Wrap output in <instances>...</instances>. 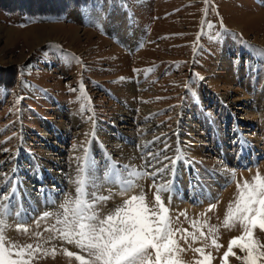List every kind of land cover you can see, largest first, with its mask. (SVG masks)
Listing matches in <instances>:
<instances>
[{"label": "rangeland", "instance_id": "obj_1", "mask_svg": "<svg viewBox=\"0 0 264 264\" xmlns=\"http://www.w3.org/2000/svg\"><path fill=\"white\" fill-rule=\"evenodd\" d=\"M238 96L246 100L237 103ZM192 138L199 142L197 159L186 142ZM254 155L261 156L252 162ZM178 156L188 166H179L181 189L188 175L214 205L228 193L234 200L237 183L264 175V0H83L54 15L0 5V204L8 210L6 242L39 246L30 264H78L64 249L84 255L46 231L62 225L43 216L75 198L86 159L95 185L88 192L111 195L98 205L101 215L141 192L154 209L157 188L171 186L160 195L172 228L180 230V258L195 264L201 257L194 250L207 245L213 264H221L241 226L217 227L214 213L204 219L177 211L179 200L199 208L189 189L186 199L183 190L172 193ZM113 164L135 179L125 195L105 179ZM126 165L132 172L168 168L153 179L129 177ZM201 225L208 239L183 238L184 229L199 236ZM213 225L219 250L211 246ZM255 237L264 242L259 229Z\"/></svg>", "mask_w": 264, "mask_h": 264}, {"label": "snow or ice", "instance_id": "obj_2", "mask_svg": "<svg viewBox=\"0 0 264 264\" xmlns=\"http://www.w3.org/2000/svg\"><path fill=\"white\" fill-rule=\"evenodd\" d=\"M207 2L208 0H205V3ZM63 58L70 60L71 56ZM177 151L179 152V149ZM165 159L168 158L165 157ZM110 166L112 170L106 172L105 179L107 182L119 184L121 195H125L136 187L135 179H125L114 164ZM91 167V162L87 159L83 165L78 166V176L74 180L75 198L66 199L60 206V212L44 213L43 216V218L55 216L56 224L62 225L59 228L53 225L45 229L46 231L57 233L60 240L75 245L80 252L84 253L81 255L79 252L64 249L65 254L68 257H74L78 264H184L180 253L185 249L179 247L177 239L180 230L172 228L168 215L169 209L160 195L161 191L170 192L171 189L167 185L157 188L154 209L149 208L141 192L140 195L134 194L125 199L113 211L101 215L98 205L111 199V195L88 192L89 187H95L92 178L88 175ZM123 167L128 170L129 177L152 175L155 179L158 174L168 168V165L154 169L152 173L139 169L132 172L131 166ZM232 178L235 180L234 172ZM237 192L236 198L228 205L223 226L232 229L239 224L241 234L231 237L221 257V264H230V257L240 259L242 264H264V242L255 237L257 229L264 232V175L257 171L251 182L244 180L242 184L237 183ZM215 207L210 205L208 210L211 211ZM7 214V208L0 204V264H30L34 252L40 251V248L38 245L33 249L31 244L17 246L15 243L6 242V224L2 217H6ZM204 223L206 224L207 221ZM193 227H196V221H193ZM17 230H21L20 226H17ZM23 230L27 231L26 228ZM183 232L187 233L183 237L185 240L188 237H191L193 241L201 238L208 239L202 225L199 236L195 232H188L187 229ZM208 232L213 233L211 246L217 250L223 247L215 236L218 228L214 225L210 226ZM206 247L207 245L194 250L201 257L195 261V264H213L215 257L211 252L205 251ZM234 248L240 249L243 255L237 256Z\"/></svg>", "mask_w": 264, "mask_h": 264}, {"label": "bare ground", "instance_id": "obj_3", "mask_svg": "<svg viewBox=\"0 0 264 264\" xmlns=\"http://www.w3.org/2000/svg\"><path fill=\"white\" fill-rule=\"evenodd\" d=\"M89 17V16H88ZM129 33V32H128ZM222 76V75H221ZM225 77V76H224ZM226 80V79H225ZM224 79H223V81L224 82H228V80L227 81H225ZM231 80V79H230ZM223 82V83H224ZM232 83V82H231ZM230 85V84H229ZM246 100V98L244 97V96H238L237 97V99H236V102L237 103H241L242 101L244 102ZM255 118V117H254ZM252 120V119H251ZM254 121V120H253ZM191 135V134H190ZM187 139V138H186ZM198 140L197 139H193L192 138V142H188V141H186L190 146H191V149H190V152L192 153V155H193V157H194V159H197V158H199L200 157V155H201V153H198L197 151H196V147L198 146V143L199 142H197ZM251 143V142H250ZM185 144V143H184ZM241 144V151H246L247 149H248V144L247 143H240ZM187 145V144H186ZM189 145L188 146H186V147H189ZM250 145H253V144H250ZM183 148V149H182ZM177 149H180L179 150V153H180V155H181V153H183V151H185V147L183 146V145H181V143H180V141L178 140V146H177ZM200 154V155H199ZM183 156V155H182ZM258 156H261V155H254V157H253V159H252V162L253 161H255L256 159H257V157ZM181 159H183V158H181ZM181 159H176L175 161H174V163L172 164V174H171V180H173L172 181V186L174 187V191L172 190V193H174L175 194V192H178L179 193V191L181 190V192H182V190H183V192H182V195L181 196H184V198L186 199V196H187V191H186V189L188 190L189 189V191H191L190 192V194L192 195L191 196V198L192 199H196V200H198V206H199V208H195V206H192V205H188V203L186 204L185 202H184V200H179L178 201V204H177V206H175V207H177L178 208V212L180 213L181 212V210H183L184 211V214H185V216L187 215V217L188 218H191V215H192V217H208V218H211V215H212V213H214V215H215V222H216V225H217V227H221V224H223V221H224V218H225V215H226V211H227V208H228V205H229V203L231 202V201H233L232 200V194L231 193H228L227 194V196H226V199H224V198H220L219 199V201L217 200L216 201V199H215V197H217L216 195H207V197L209 198L210 197V199H212V200H215L216 201V204H215V208L214 209H212L211 211H209L208 209H209V206L210 205H214L213 203H211V202H206L207 200L205 199V197L204 198H202L201 197V195H199L200 193H198L199 192V190L197 189V187H195V185L192 187V185L191 184H193L192 183V181L190 180V177L188 176V175H185V177H184V179L187 181V182H189V183H186L184 186L182 185V189H181V186H180V184H179V179H181L182 178V175H180V173H179V166H181V165H183L184 166V170L185 169H187L188 168V166H185L184 164H181ZM187 165V164H186ZM186 167V168H185ZM197 175V174H196ZM210 177V176H209ZM198 179V178H197ZM206 179V178H205ZM214 179H216L217 180V178H214ZM182 180V179H181ZM211 180V179H210ZM190 181H191V184H190ZM205 182V181H204ZM202 183V182H201ZM208 184V183H207ZM206 185V184H205ZM197 186V185H196ZM178 187V188H177ZM194 187H195V190H194ZM169 188H171V186L169 187ZM176 189H177V191H176ZM29 188H28V192H29ZM25 191H27V190H25ZM177 193V194H178ZM167 194V193H166ZM189 194V193H188ZM198 196V198L196 197V195ZM27 196H28V193L26 194ZM171 196H172V194H171ZM190 196V195H189ZM205 196V195H204ZM171 198V197H170ZM172 199V198H171ZM180 199H182V198H180ZM222 200V201H221ZM173 201L174 202H177L176 200H174L173 199ZM6 202V201H5ZM173 202V204H175ZM191 204V203H190ZM18 212V211H17ZM17 215V214H16ZM213 215V216H214ZM13 216V215H12ZM11 216V217H12ZM18 216V215H17ZM18 217H21V216H18ZM204 218V219H205ZM194 219V218H193ZM196 219V218H195ZM201 219V218H200ZM206 221V220H205ZM224 228V227H223ZM183 253V252H182ZM181 254V253H180ZM184 254H186L185 252H184ZM182 256V255H181ZM183 261H185V262H187V260H188V256L187 255H183ZM190 260V259H189ZM188 260V261H189Z\"/></svg>", "mask_w": 264, "mask_h": 264}, {"label": "trees", "instance_id": "obj_4", "mask_svg": "<svg viewBox=\"0 0 264 264\" xmlns=\"http://www.w3.org/2000/svg\"><path fill=\"white\" fill-rule=\"evenodd\" d=\"M81 1L83 0H0V5L8 10H23L31 15H54Z\"/></svg>", "mask_w": 264, "mask_h": 264}]
</instances>
